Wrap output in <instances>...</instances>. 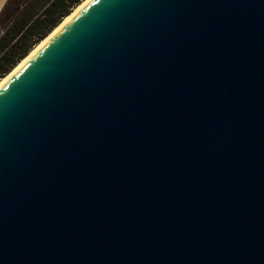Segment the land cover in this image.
I'll return each instance as SVG.
<instances>
[{"label":"water","instance_id":"obj_1","mask_svg":"<svg viewBox=\"0 0 264 264\" xmlns=\"http://www.w3.org/2000/svg\"><path fill=\"white\" fill-rule=\"evenodd\" d=\"M0 264H264V0H89L11 74Z\"/></svg>","mask_w":264,"mask_h":264},{"label":"trees","instance_id":"obj_2","mask_svg":"<svg viewBox=\"0 0 264 264\" xmlns=\"http://www.w3.org/2000/svg\"><path fill=\"white\" fill-rule=\"evenodd\" d=\"M83 0H7L0 11V78Z\"/></svg>","mask_w":264,"mask_h":264},{"label":"bare ground","instance_id":"obj_3","mask_svg":"<svg viewBox=\"0 0 264 264\" xmlns=\"http://www.w3.org/2000/svg\"><path fill=\"white\" fill-rule=\"evenodd\" d=\"M89 0H83L78 6H76V8L69 14L67 15L62 22L48 35L46 36V38H44L41 42H39L31 51L30 53L24 57L15 67L14 69L9 72L6 76L2 77L0 79V86L1 84L11 75L13 74L22 64H24V62H26L28 60V58H30V56L32 54H34V52L40 48L56 31H58L82 6H84ZM1 2V0H0Z\"/></svg>","mask_w":264,"mask_h":264},{"label":"rangeland","instance_id":"obj_4","mask_svg":"<svg viewBox=\"0 0 264 264\" xmlns=\"http://www.w3.org/2000/svg\"><path fill=\"white\" fill-rule=\"evenodd\" d=\"M6 1H7V0H6ZM5 3H6V2H5ZM5 3H4V5H5ZM4 5H3V7H4ZM3 7H2V8H3ZM1 10H2V9H1ZM35 46H36V45H35ZM35 46H34V47H35ZM34 47H33V48H34ZM33 48H32V49H33ZM28 54H29V53H28ZM28 54H27V55H28ZM1 78H2V77H1ZM1 78H0V79H1Z\"/></svg>","mask_w":264,"mask_h":264}]
</instances>
